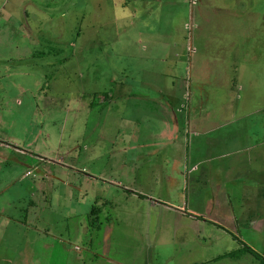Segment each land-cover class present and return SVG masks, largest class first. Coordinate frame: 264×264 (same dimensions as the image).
<instances>
[{
    "label": "rangeland",
    "instance_id": "obj_1",
    "mask_svg": "<svg viewBox=\"0 0 264 264\" xmlns=\"http://www.w3.org/2000/svg\"><path fill=\"white\" fill-rule=\"evenodd\" d=\"M0 142V264H259L264 0H0Z\"/></svg>",
    "mask_w": 264,
    "mask_h": 264
},
{
    "label": "crops",
    "instance_id": "obj_2",
    "mask_svg": "<svg viewBox=\"0 0 264 264\" xmlns=\"http://www.w3.org/2000/svg\"><path fill=\"white\" fill-rule=\"evenodd\" d=\"M161 84L162 83H158L157 82L158 88L161 86ZM148 96H151V97H148L147 103H150V104L154 103L155 107L150 110V116H151L152 122H150L149 124L146 123L147 124V128L148 127L150 128L151 126H154L155 129H156V127H158V131L154 130V132H152L150 135H152V137L154 136V139L156 140L158 137L164 138V137L169 136V135L170 136L176 135V137H179L181 135V131H182V136H183V123H181L180 119L177 118V116L175 115L176 113L171 108H169L166 112L163 110V113H162V106L160 105L159 102H157V103L155 102V101H157L159 99L155 100V97L152 96L150 94V92H149ZM103 101H104V99H102V102ZM110 102L111 101H109L108 104ZM159 105H160V107H159ZM156 106L158 107V110H156ZM100 109L103 110V112H104V114H103L104 120L105 119L106 120H110L111 118L108 115V111L106 109V106H105V109L104 108H100ZM159 109H160V111H159ZM141 111L144 112V110H140L139 109L137 111L132 110L130 112V115H123L125 113V111L123 110V112L121 113L122 116L119 117L118 124H117V118H116V126L118 128V131L121 132V127L120 126L122 125V133L123 134L131 133L132 129H129L128 133H126V130L130 127L132 122L140 123L141 120H139L137 118H138L139 112H141ZM145 112H147V111H145ZM113 113L115 114V111ZM146 116L147 115H145L143 117H146ZM173 116H175L174 121H173ZM180 129H182V130H180ZM131 137H133V134L131 135ZM155 140H153V141H155ZM149 143H151V142H149ZM0 144L3 145L2 142H0ZM15 149L17 151H20V152L23 151V149H21L19 147H15ZM69 160H70V158H68V161ZM14 179H18V178L15 177Z\"/></svg>",
    "mask_w": 264,
    "mask_h": 264
},
{
    "label": "trees",
    "instance_id": "obj_3",
    "mask_svg": "<svg viewBox=\"0 0 264 264\" xmlns=\"http://www.w3.org/2000/svg\"><path fill=\"white\" fill-rule=\"evenodd\" d=\"M93 95H94L93 97H95L96 93H94ZM91 103H92V101H91ZM25 174L28 175L29 174V171H27ZM98 211H99L98 208L92 207L89 216L94 217V220H95L97 218ZM26 213H27V211H26ZM25 220H26V215L23 216V221H25ZM239 243L241 244V247L240 248H238V249H236L234 251L225 253L222 256H219V258L229 257V258L238 259V258H240L244 254H249L254 259H256L259 264H264V257L263 256H261L260 254H258L256 251H254L252 248H250L246 244H244L241 240H239Z\"/></svg>",
    "mask_w": 264,
    "mask_h": 264
}]
</instances>
